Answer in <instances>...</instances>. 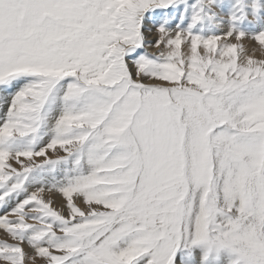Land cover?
<instances>
[{"label": "snow or ice", "instance_id": "snow-or-ice-1", "mask_svg": "<svg viewBox=\"0 0 264 264\" xmlns=\"http://www.w3.org/2000/svg\"><path fill=\"white\" fill-rule=\"evenodd\" d=\"M0 232V264H264V0H0Z\"/></svg>", "mask_w": 264, "mask_h": 264}, {"label": "rangeland", "instance_id": "rangeland-1", "mask_svg": "<svg viewBox=\"0 0 264 264\" xmlns=\"http://www.w3.org/2000/svg\"><path fill=\"white\" fill-rule=\"evenodd\" d=\"M62 154V153H61ZM55 199L57 200V201H59L60 200V196L59 195H57L56 197H55ZM55 206V205H54ZM0 238H3V234H2V232H0Z\"/></svg>", "mask_w": 264, "mask_h": 264}]
</instances>
